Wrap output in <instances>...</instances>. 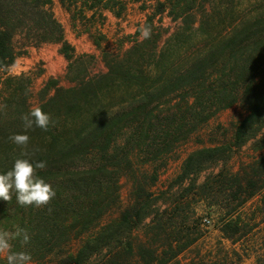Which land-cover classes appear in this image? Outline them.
Masks as SVG:
<instances>
[{"label":"trees","instance_id":"obj_1","mask_svg":"<svg viewBox=\"0 0 264 264\" xmlns=\"http://www.w3.org/2000/svg\"><path fill=\"white\" fill-rule=\"evenodd\" d=\"M131 1L146 12L144 25L125 51L103 50L106 70L93 73L96 58L76 55L55 17L52 0H0V174L11 170L17 158L46 161V168L37 169L36 175L56 193L43 207L19 206L15 191L10 202L0 199V231L27 230L29 243L12 240L11 251L30 253L32 264L177 261L198 241L185 232L189 218L182 217V204L195 190L196 202L206 201L210 207L219 205L216 198H226L227 211L219 227L226 238L238 242L254 229L262 234L264 0ZM60 3L73 22L88 26L89 32L95 22L105 21V11L120 18L128 9L125 0ZM165 16L175 25L172 32L162 28ZM144 29L149 30L147 37ZM92 38L99 49L107 41L100 31ZM22 42L61 44L69 61L65 80L70 86L49 81L38 106L32 103V79L8 72L22 55ZM237 104L248 114L235 126L232 142L192 151L176 181L178 185L189 181V187L170 205L158 206L174 188L160 195L152 191L159 178L158 163L165 166L179 144ZM32 107L50 116L46 131L34 127L24 132L20 117ZM12 134H27L28 151H39L22 157V149L8 139ZM247 144L257 156L233 174L229 161ZM140 159L142 163L136 164ZM208 170L212 172L198 185ZM124 177L133 185L131 203L125 208L119 205ZM254 198L258 204L252 227L253 218L246 223L243 214ZM117 209L118 217L108 221ZM141 229L144 233L137 237ZM257 260L264 262L262 257ZM0 264H7L3 255Z\"/></svg>","mask_w":264,"mask_h":264},{"label":"rangeland","instance_id":"obj_2","mask_svg":"<svg viewBox=\"0 0 264 264\" xmlns=\"http://www.w3.org/2000/svg\"><path fill=\"white\" fill-rule=\"evenodd\" d=\"M142 19L143 17L132 12L129 22L122 25L121 28H117L118 30L116 29L115 35L111 37L110 44L105 46V48L113 51L115 50L116 42L122 40L125 43L122 47L123 51L128 49L131 46L132 39L126 40V38L136 33L137 25L142 22ZM143 21L145 22L144 19ZM156 25L158 26L157 21ZM162 28H168L172 32L175 29V25L165 16ZM167 35L165 34L164 37ZM68 39V41L74 42L70 33L68 34ZM22 43L19 45V51L22 53L21 59H18L16 64L8 72L11 76L26 75L32 79V103L34 106H38L40 104L41 92L48 85L49 81L57 80L60 86H70L65 80L68 62L59 60L58 58L61 44H42L36 46L34 44ZM77 47L79 55L81 53L95 55L96 67L93 73L106 70L102 62L101 52L92 51L88 47L87 40L78 42ZM50 94H54V89L50 90ZM247 114L248 112L242 104H237L229 109L222 110L188 140L179 144L176 150L172 154H169L164 161V164L166 163L165 166H162L161 162L158 163L157 167L160 168L159 178L152 191L156 195H160L165 189L174 187L170 193L162 198L158 206L165 207L170 205L174 200L182 196L185 193L184 190L189 187V181L183 185L176 184L177 177L181 172V167L186 157L192 151L202 147L231 143L235 126ZM256 156L257 154L253 150L252 145L247 144L234 152L228 167L233 174H236L241 171L243 166L252 163ZM141 163L142 160L140 159L136 164L139 165ZM218 169L219 167L216 168V171ZM211 172V170L204 172L198 179V185L202 184ZM132 190V181L129 177H124L121 181L120 189L119 205L121 207L125 208L131 203ZM195 193L196 190L188 194L184 200V204L182 205H184L183 209L185 213L182 217L189 218L188 222L183 226L185 232L191 235L192 238H197L198 241L182 253L177 261L170 264H264V262H257L258 257H262L264 260V223L260 227L263 228L262 234H259L261 230L255 232L254 229L245 239L233 242V240L226 238L219 228L225 213L224 211H227L225 209L227 207L226 198H216L214 203H219V205L210 207L206 201L196 202V199L198 200L199 198ZM257 204L258 198L252 199L247 204L246 211L243 214L246 223H248L250 218H253L249 222L252 227L255 225V207ZM231 206L234 207V204H231ZM119 212V209L114 210L107 220H115ZM178 223H181V219L178 220ZM143 233L144 231L141 229L137 232L136 236L141 237ZM3 257L5 256L3 255Z\"/></svg>","mask_w":264,"mask_h":264},{"label":"clouds","instance_id":"obj_3","mask_svg":"<svg viewBox=\"0 0 264 264\" xmlns=\"http://www.w3.org/2000/svg\"><path fill=\"white\" fill-rule=\"evenodd\" d=\"M143 35L147 37L149 30L144 29ZM24 132L34 127L47 130L50 116L40 107H32L29 112L20 117ZM8 139L22 149L21 156H35L36 151H28L30 137L27 134H12ZM46 161H30L26 158H17L14 166L6 174H0V199L10 202L12 192L16 193V202L19 206L43 207L48 205L56 193L51 185L36 175L37 169H45ZM19 239L22 245H27L30 236L27 230L17 227L14 232L0 231V255L6 257L7 264H32V256L28 252L11 251L10 241Z\"/></svg>","mask_w":264,"mask_h":264},{"label":"crops","instance_id":"obj_4","mask_svg":"<svg viewBox=\"0 0 264 264\" xmlns=\"http://www.w3.org/2000/svg\"><path fill=\"white\" fill-rule=\"evenodd\" d=\"M52 1H53L52 10L55 14V17L59 21V23H61V25L63 26L65 39L68 41L69 40L68 34L70 33L72 35V40L74 42L73 43L71 41H68V42L75 48L76 55H78V56L88 55V54H83V53H81V55H79V53H78L79 50L77 47V43L82 41V40H87L88 47L90 49H92V51H100L101 56L103 54V50L108 51V52H118L125 45V43L122 40L119 42H116V44H115L116 47H115V50H113V51L105 48V46L110 44L111 37L115 35L116 29L121 28L122 25L129 22V18L131 16L132 12L140 15L141 17H143L144 20L146 19V12L141 11L139 3L132 2L131 0H125L128 2V9H127L125 15H123L122 17L119 18V17L115 16V14L113 12L105 11L104 12L105 21L104 22H100V21L95 22L93 28L91 27L92 31L89 32L87 29L88 26H85V25L81 24L80 22H76V23L73 22L71 13L61 5L60 0H52ZM87 15H88V17H90L92 15V12H88ZM61 17H62V19H61ZM143 19H142V22L137 25V29L139 28V26L142 27L144 25ZM113 29H114V31H112ZM97 31H100L101 33H103L107 39V41L103 44L102 49H99L95 45L94 39L92 38V35L95 34V32H97ZM134 34L132 36L126 38V40L132 39ZM49 44L53 45L56 43H49ZM90 53H93V52H90ZM88 56H94L95 57L94 54H89ZM20 57L18 59H21ZM58 58H59V60H64V61L68 62V65H69V61L61 53V48L59 49ZM18 59H17V61H18ZM66 74H67V72H66Z\"/></svg>","mask_w":264,"mask_h":264}]
</instances>
